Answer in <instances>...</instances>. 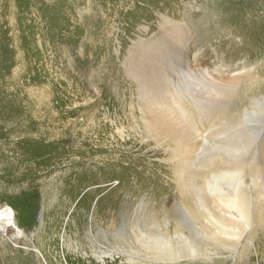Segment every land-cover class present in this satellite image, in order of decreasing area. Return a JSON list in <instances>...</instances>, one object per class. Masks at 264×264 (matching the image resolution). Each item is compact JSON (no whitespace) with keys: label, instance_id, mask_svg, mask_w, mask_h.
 Returning a JSON list of instances; mask_svg holds the SVG:
<instances>
[{"label":"rangeland","instance_id":"374dc122","mask_svg":"<svg viewBox=\"0 0 264 264\" xmlns=\"http://www.w3.org/2000/svg\"><path fill=\"white\" fill-rule=\"evenodd\" d=\"M39 1L16 0L15 6L27 13L34 5L39 6ZM209 1L210 4H207ZM212 1L123 0L125 3L121 6L122 0H117L108 41L103 36L100 39L104 41L95 42L92 46L82 40L88 33L76 25L78 22L75 19L66 16L65 11L68 12L69 8L61 9L62 5L54 7L56 16L52 12L44 15V25L51 24L54 28L52 33L44 36L49 41V50L40 52L35 48L32 40L36 36L33 34L36 29L34 26L26 29V45L22 50L23 61L26 62L23 81L31 85H49L52 95L49 102L56 109L101 112L100 123L112 129L115 146L127 148L131 156L123 166L103 165L97 170L90 163L87 151H76L72 146L75 142L73 139L62 143L61 147L27 139L22 143L20 140L18 142V138L14 140L15 144L21 145L23 175L30 180L32 175L37 180L55 173V163L64 156H72L73 152L84 155L85 159L81 165H75L72 171L68 172L66 166L62 167L61 172L63 169L67 171L60 175L62 179L58 180L56 195L48 197L34 194L33 187L29 186H26L27 189L18 187L11 191L4 187L5 183L12 178L11 183L16 184L22 176L8 171L7 180L3 179L5 175L0 176V264H154L156 261L145 253L128 257L120 253V248L113 250L112 254L116 255L111 256L114 258L104 256L101 259L99 256L106 251L105 246L113 236L106 233L105 224H94L98 211H110L119 217L115 226L111 224L114 218L106 222L112 225L111 229L119 228L124 220L121 212L125 204L131 209L129 217L132 227H135L134 222L138 225L140 218L145 222V217L149 215L159 224H169L171 209L172 220H175V205L180 191L175 180L178 177L195 178L198 182L201 176L219 178L228 170L236 175L238 169H243L245 177L257 179L259 183L264 180V108L239 115L240 120L231 127H224V132L204 128L203 133L207 135L205 140L188 139L186 130L180 124L176 125L177 139L167 143L151 136L145 127V101L152 103L154 110L159 111V103L172 98L170 112L173 113V109L177 111L179 98L176 96H184L187 92L192 98L187 88L206 101L209 75L215 69L216 72L219 69L231 70L237 63L242 71L244 66L245 70L249 68L246 64L242 65L247 51L235 64L228 62V57L221 51L226 45L235 49L232 39L238 42L243 34L234 32V36H224L217 28L223 19L204 18L202 12L205 13L212 6ZM45 10L42 9L43 13ZM190 13L193 15H188ZM172 22L184 24V29H187L186 35L179 40L166 38L165 30ZM159 46L162 51L164 46L167 47L168 50L163 52H171L173 62L170 65L177 64L175 60L180 58L176 54L180 50L182 55V49L179 48L185 47V57L179 60L185 66L174 77L184 93L175 91L172 81L168 84H164L163 80L146 83L145 76L141 75L139 83L133 73H129L131 68L138 70L145 67L149 71L163 63L161 50L153 53ZM4 55L9 58L11 52L6 51ZM263 70L264 64H261L259 75ZM237 73L236 70L232 75L225 74L223 79L229 80ZM95 74L97 79H93ZM98 78L102 80L101 85L97 84ZM259 92L258 97L264 98V87ZM177 113L173 115L177 116ZM79 119L82 120V117ZM233 132L246 133L243 137H234ZM253 149L258 155L251 160L249 158ZM244 157L247 161L243 160L245 162L242 163ZM216 158H220L221 163L211 168L212 162L208 163L206 159L212 161ZM229 179L226 177V180ZM205 194L211 193L206 191ZM3 211L6 215L1 214ZM133 219L136 221L133 222ZM19 228L24 231L23 235H18ZM263 258L254 256L253 264H264ZM226 261L232 263L231 259L227 258ZM195 262L199 264L197 259Z\"/></svg>","mask_w":264,"mask_h":264},{"label":"bare ground","instance_id":"6f19581e","mask_svg":"<svg viewBox=\"0 0 264 264\" xmlns=\"http://www.w3.org/2000/svg\"><path fill=\"white\" fill-rule=\"evenodd\" d=\"M124 3L122 0L121 6ZM212 3L205 13L202 12L205 14L204 18L223 19L217 28L224 36H234V32L243 34L238 42L232 39L235 49H230L226 45L221 51L228 57V62L233 64L239 62L247 51V57L243 58L242 65L246 64L249 68L245 70L244 66L242 71L237 63L231 70L212 71L207 83L209 94L206 101L187 88L192 94L190 98L174 78L180 68L185 66V64L181 65L183 61H179L185 57L184 46L179 48L182 49V55L179 53L180 50L176 54L180 58L178 61L175 60L177 64L170 65L173 62L171 52H163L168 50L167 47L164 46L162 51L159 46L153 53L161 50L164 62L157 68L149 71H146L145 67L138 70L131 68L129 73H133L137 81L140 80L141 75L145 76L146 83L151 80L159 82L163 80L164 84H168L172 81L175 84L173 89L184 93V96H176L179 98L176 104L177 111L173 109V113L178 112L177 116L170 112L172 98L169 101H161L159 111L154 110L152 103L145 101L143 111L147 117L144 120L146 130L161 141L167 143L171 140L175 141L178 136L176 125L180 124L186 130L185 136L188 139L205 140L207 135L203 133L204 128L217 131L219 129L224 132L226 130L224 127H231L240 120L239 115L264 108V98L258 97L259 89L264 87V70L259 75L260 66L264 64V0H213ZM117 4V0H40L38 9L34 5L31 8L32 12L29 10L27 14L15 6L16 0H0V176L5 175L3 179L7 180V171L22 176L16 184L11 183L12 178L6 183L4 181V187L15 191L18 187L27 189L26 186H29L33 187L34 194L52 196L57 190L58 180L62 179L60 175L65 174L67 170L68 172L74 170L75 165H81L85 159L84 155L73 152L72 156H64L61 160L54 161H58L55 163V173L52 172L45 178L40 177L37 180L36 176L32 175L30 180L23 175V150L20 145L26 139L57 147L73 139L75 142L72 146L76 151H87L90 163L97 170L103 165L119 167L128 163L131 151L115 146L111 136L112 129L100 123L101 112L56 109L49 102L52 96L49 85L45 83V85L36 83L31 85L30 82L23 81L26 62L23 61L22 50L26 45L28 27L34 26L36 31L33 34L38 35L33 37V46L40 52L49 50V41L44 36L52 33L54 28L51 24L44 25V15L51 12L54 14V7L62 5L61 9L69 8L68 12L65 11L66 16L75 19L78 22L76 25L88 33L82 40L92 46L101 40L108 41L107 37L109 38L113 29L112 15ZM207 4H210V1ZM45 5L52 6L47 8L44 7ZM43 8L46 9L44 13ZM56 15L57 13L53 16ZM183 26L184 24L172 22L165 30L166 38L179 40L181 36H185L187 29ZM103 36H105L104 40L100 39ZM6 51L11 52L9 58L4 55ZM236 70L237 76H232L229 80L223 79L225 74L232 75L231 73ZM93 79H97L96 74L93 75ZM98 80L97 84L101 85V78ZM79 117H82V120ZM245 133L233 132L234 137H243ZM17 138L20 143L15 144L14 140ZM252 152L249 159L254 160L258 152L254 149ZM243 160L245 157L241 161L242 163L247 161ZM206 162H212L211 168H216L220 165L221 159L216 158L212 161L206 159ZM63 166L68 169H63L61 172ZM231 171L228 170L219 178L201 176L198 182L195 178L175 179L180 191L175 205V220H172L171 209L169 224L166 222L159 224L149 215L145 217V222L140 218L138 225L134 222L137 218L133 219L135 227H132L129 217L131 209L123 204L121 216L124 220L122 219L119 228L111 229L112 225L106 222L114 218L115 221L111 224L115 226L119 217L110 211L106 213L98 211L97 222L94 223V219L91 222L102 226L105 224L106 233L113 236L105 246L106 251L99 253L101 254L99 257L114 258L111 255H116L112 253L117 248L122 250L120 253L128 257L145 253L156 261L154 264H198L195 262L196 259L199 264H228L227 258L232 260L231 264H253L254 256L264 257V180L259 183L257 179L245 177L243 169H238L236 175H232ZM52 175L53 177H50ZM226 177L230 179L226 180ZM206 191L211 194L206 195ZM1 214L6 215L4 211ZM23 232L19 228L18 235H23ZM223 253L227 255L224 256Z\"/></svg>","mask_w":264,"mask_h":264}]
</instances>
